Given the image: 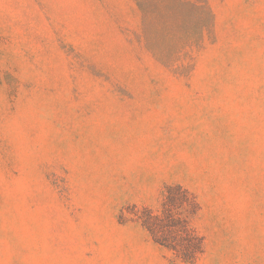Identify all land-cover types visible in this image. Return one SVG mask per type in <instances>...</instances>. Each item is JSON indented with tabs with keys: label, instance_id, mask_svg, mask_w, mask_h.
Masks as SVG:
<instances>
[{
	"label": "rangeland",
	"instance_id": "374dc122",
	"mask_svg": "<svg viewBox=\"0 0 264 264\" xmlns=\"http://www.w3.org/2000/svg\"><path fill=\"white\" fill-rule=\"evenodd\" d=\"M0 264H264V0H0Z\"/></svg>",
	"mask_w": 264,
	"mask_h": 264
},
{
	"label": "trees",
	"instance_id": "16d2710c",
	"mask_svg": "<svg viewBox=\"0 0 264 264\" xmlns=\"http://www.w3.org/2000/svg\"><path fill=\"white\" fill-rule=\"evenodd\" d=\"M182 196L184 197L185 202H188V203L192 204L193 206H196V203L194 202L193 199H191V200L187 199L188 198V193L186 191H184V190L182 191ZM144 224L148 227V229H150V227H149V219H145Z\"/></svg>",
	"mask_w": 264,
	"mask_h": 264
}]
</instances>
